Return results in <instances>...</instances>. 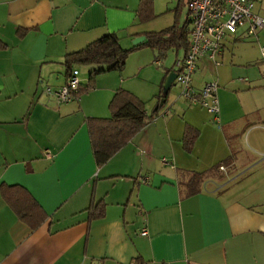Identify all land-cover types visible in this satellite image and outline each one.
Listing matches in <instances>:
<instances>
[{
	"label": "crops",
	"instance_id": "crops-1",
	"mask_svg": "<svg viewBox=\"0 0 264 264\" xmlns=\"http://www.w3.org/2000/svg\"><path fill=\"white\" fill-rule=\"evenodd\" d=\"M141 1L0 0V185L24 187L48 214L32 229L0 192V264H264V29L250 39L229 37L220 65L199 61L195 86H220L217 117L168 99L102 166L88 118H110L119 89L153 115L167 73L186 51L133 52L122 71L98 74L94 88L61 106L44 94L47 85L65 83L68 54L113 32L131 48L142 33L174 24L179 0L166 7L153 0L156 15L148 21L139 17ZM256 11L264 16V0ZM172 50L176 60L166 68L162 59ZM82 66L72 69L83 72L86 88L93 66ZM187 125L199 131L190 152ZM230 157L216 172L234 178L218 187L207 178L187 195L183 176ZM99 202L104 215L91 219Z\"/></svg>",
	"mask_w": 264,
	"mask_h": 264
},
{
	"label": "trees",
	"instance_id": "trees-1",
	"mask_svg": "<svg viewBox=\"0 0 264 264\" xmlns=\"http://www.w3.org/2000/svg\"><path fill=\"white\" fill-rule=\"evenodd\" d=\"M183 3V0H180L179 7ZM186 4L188 5V0ZM138 13L141 21L153 19L156 15L153 0H142ZM190 16L188 11L187 20L183 25L176 20L173 25L162 30L142 33L146 36V40L131 48H124L121 45L120 35L113 32L96 39L80 51L68 54L64 61L68 69H72L75 65L93 66L90 71L89 85L86 88L82 87L79 93L94 88L95 78L98 74L111 70L122 71L129 56L140 49L151 48L157 50L159 57L164 56L172 48L184 49L187 53L190 47ZM23 34V31H20V35L23 36ZM170 72L167 73V76ZM168 96L169 94L165 97V103L162 104L161 101L164 98L162 88L159 94L160 101L155 107L153 115H148L146 103L143 100L128 90L119 89L110 103L112 112L110 118H88L91 144L97 164L102 166L107 163L138 132L145 128L166 105ZM198 137L199 131L187 125L184 134V148L186 151H192ZM232 161V157H230L222 162L224 164H216L207 171L190 173V177L185 182L188 190L187 195L199 193L203 183L212 173L218 171L220 166L228 165ZM0 192L17 216L32 229H37L48 219V214L24 187L2 184L0 185ZM105 206L103 202L93 204L90 208L91 219L103 216ZM136 262L141 263L142 260L137 259Z\"/></svg>",
	"mask_w": 264,
	"mask_h": 264
},
{
	"label": "built area",
	"instance_id": "built-area-1",
	"mask_svg": "<svg viewBox=\"0 0 264 264\" xmlns=\"http://www.w3.org/2000/svg\"><path fill=\"white\" fill-rule=\"evenodd\" d=\"M263 0H188L190 12V47L183 59L176 62L175 84L180 97L191 105L203 107L217 117L221 111L218 96L219 83L211 81L202 88L194 84L199 61L207 59L220 65V56L229 37L250 39L264 29V16L256 11ZM264 58V44L261 46ZM83 87L78 69H71L61 86L47 85L44 94L55 106L76 100ZM45 153L52 156L51 150ZM168 160L165 159V162ZM225 170V166H220ZM142 234H147L144 229Z\"/></svg>",
	"mask_w": 264,
	"mask_h": 264
},
{
	"label": "rangeland",
	"instance_id": "rangeland-1",
	"mask_svg": "<svg viewBox=\"0 0 264 264\" xmlns=\"http://www.w3.org/2000/svg\"><path fill=\"white\" fill-rule=\"evenodd\" d=\"M167 1L168 0H159V3H160V6L161 7H166V5H167ZM173 2H175V0H172ZM177 2V1H176ZM183 4H182V6L181 7H179V4H180V0L176 3V4H174V6H173V13H174V16H175V20H174V23H175V21L176 20H178L179 22H180V24H184L185 22H186V20H187V16H188V6H187V4H186V2H187V0H183ZM173 5V4H172ZM176 12H178L177 14H178V16L176 15ZM173 16V15H172ZM164 27V26H163ZM166 28V27H165ZM164 29V28H163ZM180 51L182 52V53H184V49H180ZM162 57V56H161ZM175 60H176V51H169L168 52V54L166 55V57L165 58H163L162 59V61H163V63H164V66L166 67V68H173V66H174V63H175ZM81 68H82V71H83V66L81 65ZM81 77H83L84 76V74H83V72H82V75H80ZM179 97H180V89H179V87L178 86H176V85H174V86H172V89H171V91H170V93H169V96H168V98H167V100L169 99V101H172L173 99H177V100H179V101H181V102H184L183 101V99H179ZM181 98V97H180ZM168 103V102H167ZM246 138L244 137V143L246 144V140H245ZM226 170V169H225ZM220 171H222L221 169H219V172ZM219 172H215L213 175L214 176H209L208 178H210V179H213V183L214 184H210V186L212 187V186H214V187H218L220 184H222V183H226V182H228V181H230V179H232V178H234L235 176H223V175H221L220 176V174H219ZM184 178H183V185H185V182L188 180V178L190 177V176H183ZM186 177V178H185Z\"/></svg>",
	"mask_w": 264,
	"mask_h": 264
},
{
	"label": "water",
	"instance_id": "water-1",
	"mask_svg": "<svg viewBox=\"0 0 264 264\" xmlns=\"http://www.w3.org/2000/svg\"><path fill=\"white\" fill-rule=\"evenodd\" d=\"M146 40V36L142 35V36H139L137 37L134 41H133V44L134 45H138L142 42H144ZM177 77V73L175 71L171 72L167 78H166V81L164 83V86H163V94H164V98L162 99L161 103L164 104L165 101H166V96L169 94L172 86L174 85V82H175V79Z\"/></svg>",
	"mask_w": 264,
	"mask_h": 264
}]
</instances>
